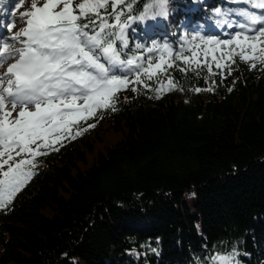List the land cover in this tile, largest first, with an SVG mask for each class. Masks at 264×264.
<instances>
[{"label":"trees","instance_id":"16d2710c","mask_svg":"<svg viewBox=\"0 0 264 264\" xmlns=\"http://www.w3.org/2000/svg\"><path fill=\"white\" fill-rule=\"evenodd\" d=\"M120 9L127 47L116 46L138 59L115 74L132 83L115 111L98 110L58 151L43 149L35 175L0 208V264H213L228 254L231 264H264V64L231 63L228 47L211 53L191 40L224 19L244 22L240 10H264L233 0H166L163 17L157 0ZM107 13L114 24L111 3ZM161 56L175 63L151 80L141 68L137 83V66ZM169 77L178 87L168 90Z\"/></svg>","mask_w":264,"mask_h":264},{"label":"snow or ice","instance_id":"6c2138e0","mask_svg":"<svg viewBox=\"0 0 264 264\" xmlns=\"http://www.w3.org/2000/svg\"><path fill=\"white\" fill-rule=\"evenodd\" d=\"M22 5L25 0H18ZM124 0H28L29 7L19 19L24 23L10 38L0 37V68L7 64L0 75V208L6 207L22 190L38 167L37 158L47 155L43 149L58 151L66 136H72V128L95 117L98 110H116L117 93L132 83L127 75H116L124 66H131L138 58L121 59L117 41L127 47L124 35L127 21L122 20L123 9L117 8ZM264 10V0H233ZM111 3L115 23H109L101 15ZM166 0H157L163 17ZM131 10L132 5H126ZM147 11V10H146ZM217 14L225 15L219 8ZM251 21L249 36L246 32H235L231 39L221 40L214 36H193L191 40L213 46L207 49L228 47L226 60L235 63L234 55L241 60L259 61L264 64V13L257 14L248 9L240 12ZM145 14L139 19H145ZM127 19H132L128 17ZM99 21V23H97ZM246 28L247 24H241ZM118 28L119 32L110 31ZM18 42L16 47L12 42ZM257 41L259 43H257ZM234 46V47H232ZM141 47L137 45V48ZM169 55L172 49L165 44ZM237 49L239 50L237 52ZM152 51V49H149ZM195 55V53H193ZM185 62L191 57L177 54ZM215 61L216 55L212 56ZM221 59L225 54L221 53ZM9 60L14 62L8 63ZM175 61L168 62L161 56L159 62L148 67L137 66V83H144L141 71L151 80L159 72H167ZM206 64V62H205ZM200 63H197V67ZM207 66V65H206ZM222 65L217 63L216 67ZM255 68L256 63L252 62ZM209 71H211V66ZM187 71V69H181ZM195 71V69H193ZM168 90L178 87L172 78L167 80ZM144 86L150 87L148 84ZM161 82V88H163ZM133 91L137 89L133 88ZM161 89H157L159 92ZM212 90V89H207ZM201 91V89H195ZM82 101V103H81ZM15 113V115H14ZM88 127H95L89 124ZM81 129L76 135H81ZM74 139L75 136H72ZM17 157H22L16 159ZM5 166L6 169H5ZM232 254L213 257V264H231Z\"/></svg>","mask_w":264,"mask_h":264},{"label":"rangeland","instance_id":"374dc122","mask_svg":"<svg viewBox=\"0 0 264 264\" xmlns=\"http://www.w3.org/2000/svg\"><path fill=\"white\" fill-rule=\"evenodd\" d=\"M6 1H9V0H6ZM14 1H16L17 6H13V8H11V10H13L12 13L8 12V13H10V15H9V17L11 18V24L10 25H11L12 28H8V26L6 25V23L3 22V20H2V13H1V16H0V23H1L2 31L4 33L3 34V37L10 38L21 27H24L25 26V25H23L24 23L19 19V17H20V15H21L22 12H25L28 9V7H29L28 0H25V2L22 5L18 2V0H13V2ZM241 11L242 10H240L239 13ZM5 13H7V11H5L4 14ZM245 19H247V18H245ZM223 23H224V21H223ZM229 26H228V28H229ZM253 27L254 26L252 24H250V25H247V27L246 28H243V29L245 31H250ZM235 32H239V31L237 30ZM214 37H217V36H214ZM12 43L13 44L17 43L18 46H16V47H20L21 46L18 42H15V41H13ZM11 62H14V61H12V60H9L8 61V63H11ZM6 67H7V64H5L3 68H0V75L3 74V72L6 70ZM81 103H82V101H81Z\"/></svg>","mask_w":264,"mask_h":264}]
</instances>
